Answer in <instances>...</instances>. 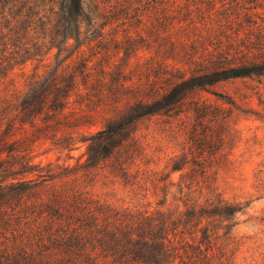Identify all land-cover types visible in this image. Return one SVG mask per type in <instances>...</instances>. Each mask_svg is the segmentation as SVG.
<instances>
[{
  "label": "trees",
  "instance_id": "obj_1",
  "mask_svg": "<svg viewBox=\"0 0 264 264\" xmlns=\"http://www.w3.org/2000/svg\"><path fill=\"white\" fill-rule=\"evenodd\" d=\"M124 41L161 71L134 81L141 52L117 63ZM258 76L264 0H0V264H234L240 208L218 184L228 114L204 92ZM154 115L184 135L160 171L140 167L135 128ZM38 143L85 145V171L45 185ZM100 171L158 207L107 202L88 187Z\"/></svg>",
  "mask_w": 264,
  "mask_h": 264
},
{
  "label": "rangeland",
  "instance_id": "obj_2",
  "mask_svg": "<svg viewBox=\"0 0 264 264\" xmlns=\"http://www.w3.org/2000/svg\"><path fill=\"white\" fill-rule=\"evenodd\" d=\"M140 46L134 41H124L119 45V54L115 59L117 63L122 62L120 57L124 53L132 57L134 49L139 47L140 62L144 65L136 66L131 58L126 71H130L134 81L140 78L143 83L161 70L150 59L154 56L153 51L145 44ZM32 68L33 64L29 63L25 67L26 74H30ZM17 79L22 82L19 76ZM204 95L210 103L220 106L228 114V125L224 126V151L231 152L229 161L225 157L220 160L222 176L218 184L223 196L240 208L229 225L234 264H264V76L220 82L209 87ZM135 128L143 148L141 168L147 165L151 170L160 171L171 157L182 154L184 135L175 123L170 124L168 117H144ZM85 151V145L68 152L54 149L49 143H38L32 153L33 162L40 163L45 168L43 172L49 173L48 177H42L46 179L42 183L61 184L81 176L86 169ZM66 166L68 169H65ZM177 176L174 175L175 178ZM87 181L88 187L111 204L149 210L158 207V198L151 196L150 190L144 189V186H124L122 181L106 176L102 171L91 174Z\"/></svg>",
  "mask_w": 264,
  "mask_h": 264
}]
</instances>
